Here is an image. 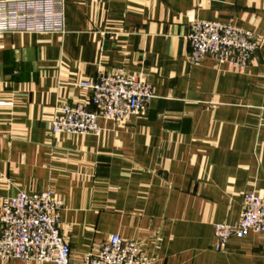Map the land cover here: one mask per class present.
Instances as JSON below:
<instances>
[{
    "label": "crops",
    "instance_id": "obj_1",
    "mask_svg": "<svg viewBox=\"0 0 264 264\" xmlns=\"http://www.w3.org/2000/svg\"><path fill=\"white\" fill-rule=\"evenodd\" d=\"M199 20L253 31L260 47L243 69L194 62ZM118 70L151 83L147 109L50 140L61 105L90 101L79 81ZM0 179V198L62 199L75 263L119 234L154 264H264V233L217 249L214 229L247 193L264 197V0H65L64 33L0 34Z\"/></svg>",
    "mask_w": 264,
    "mask_h": 264
},
{
    "label": "built area",
    "instance_id": "obj_2",
    "mask_svg": "<svg viewBox=\"0 0 264 264\" xmlns=\"http://www.w3.org/2000/svg\"><path fill=\"white\" fill-rule=\"evenodd\" d=\"M65 32V0H0V34ZM190 59L212 56L220 63L245 68L260 43L253 31L232 23L199 20L188 34ZM90 90L89 102L63 104L49 121V138L59 134L98 135L99 119L122 122L143 113L153 99L151 83L138 73L123 70L102 73L79 81ZM90 105L93 107L91 108ZM64 203L49 189L19 190L0 198V261L19 259L50 264H154L134 240L112 234L81 263L73 262L71 245L61 230ZM216 248L251 232L264 233V197L244 196L243 211L232 223L215 224Z\"/></svg>",
    "mask_w": 264,
    "mask_h": 264
},
{
    "label": "rangeland",
    "instance_id": "obj_3",
    "mask_svg": "<svg viewBox=\"0 0 264 264\" xmlns=\"http://www.w3.org/2000/svg\"><path fill=\"white\" fill-rule=\"evenodd\" d=\"M2 179H0V182H1Z\"/></svg>",
    "mask_w": 264,
    "mask_h": 264
}]
</instances>
